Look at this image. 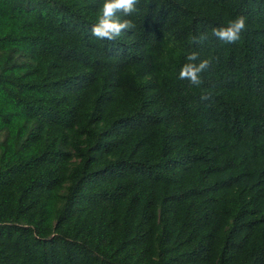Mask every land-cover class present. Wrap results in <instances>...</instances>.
<instances>
[{"label":"trees","instance_id":"obj_1","mask_svg":"<svg viewBox=\"0 0 264 264\" xmlns=\"http://www.w3.org/2000/svg\"><path fill=\"white\" fill-rule=\"evenodd\" d=\"M103 3L0 0V264H264V0Z\"/></svg>","mask_w":264,"mask_h":264},{"label":"clouds","instance_id":"obj_2","mask_svg":"<svg viewBox=\"0 0 264 264\" xmlns=\"http://www.w3.org/2000/svg\"><path fill=\"white\" fill-rule=\"evenodd\" d=\"M139 0H104L97 23L91 27V33L96 39L114 41L118 37L135 27L130 17L137 11ZM247 18L236 17L226 26L213 28L212 35L227 44L236 43L241 39V33L246 31ZM193 43L203 44L208 39L207 33L194 36ZM179 72V79L187 80L191 85L200 86L203 83L202 73L211 66L210 59L199 60V53L191 52ZM199 61V62H197ZM208 99L207 95L201 100Z\"/></svg>","mask_w":264,"mask_h":264}]
</instances>
